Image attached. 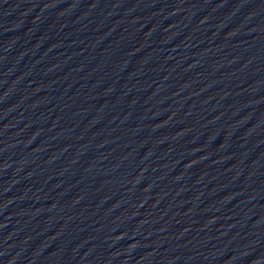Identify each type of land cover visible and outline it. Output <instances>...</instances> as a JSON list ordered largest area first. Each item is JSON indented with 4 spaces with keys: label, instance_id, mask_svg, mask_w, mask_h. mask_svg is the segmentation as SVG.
Returning <instances> with one entry per match:
<instances>
[{
    "label": "water",
    "instance_id": "1",
    "mask_svg": "<svg viewBox=\"0 0 264 264\" xmlns=\"http://www.w3.org/2000/svg\"><path fill=\"white\" fill-rule=\"evenodd\" d=\"M0 264H264V0H0Z\"/></svg>",
    "mask_w": 264,
    "mask_h": 264
}]
</instances>
